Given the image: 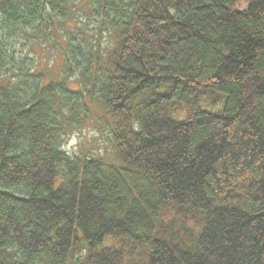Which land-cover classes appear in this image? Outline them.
Listing matches in <instances>:
<instances>
[{"label":"trees","instance_id":"obj_1","mask_svg":"<svg viewBox=\"0 0 264 264\" xmlns=\"http://www.w3.org/2000/svg\"><path fill=\"white\" fill-rule=\"evenodd\" d=\"M237 1L0 0V264H264V0ZM92 118L110 150L70 154Z\"/></svg>","mask_w":264,"mask_h":264},{"label":"rangeland","instance_id":"obj_2","mask_svg":"<svg viewBox=\"0 0 264 264\" xmlns=\"http://www.w3.org/2000/svg\"><path fill=\"white\" fill-rule=\"evenodd\" d=\"M247 2L248 0H238L232 7L242 9L246 6ZM79 23L87 31L90 39L94 41L93 43L98 44L101 49H105L113 44V36L104 30L105 25L103 26L102 24L101 15H82ZM16 44L15 61L17 65L28 66L36 62L37 68L45 73V81L53 76L56 77V73L58 74V70L61 69L62 64L61 47H50L38 42L34 43L31 48L24 47L20 42ZM22 47L24 49H21ZM27 49H30V52L26 57H21ZM23 59L24 62L22 61ZM73 78H70L72 81L70 80L69 85L71 88H76L78 83ZM219 103L220 101L213 103L208 100V103L205 105L209 108H216ZM63 147L72 155H80L87 152L96 154L110 150V125L95 118L89 119L67 132L64 136ZM114 242L116 241L109 237L105 240V244Z\"/></svg>","mask_w":264,"mask_h":264}]
</instances>
